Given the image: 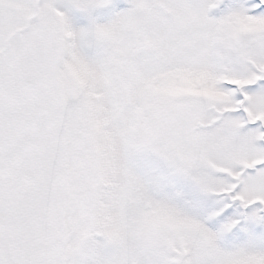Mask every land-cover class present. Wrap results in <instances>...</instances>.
Masks as SVG:
<instances>
[{
  "label": "snow or ice",
  "instance_id": "snow-or-ice-1",
  "mask_svg": "<svg viewBox=\"0 0 264 264\" xmlns=\"http://www.w3.org/2000/svg\"><path fill=\"white\" fill-rule=\"evenodd\" d=\"M0 264H264V0H0Z\"/></svg>",
  "mask_w": 264,
  "mask_h": 264
}]
</instances>
